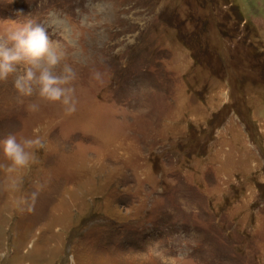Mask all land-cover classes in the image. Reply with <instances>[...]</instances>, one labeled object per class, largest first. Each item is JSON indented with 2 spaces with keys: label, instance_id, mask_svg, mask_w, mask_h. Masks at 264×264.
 Returning a JSON list of instances; mask_svg holds the SVG:
<instances>
[{
  "label": "rangeland",
  "instance_id": "obj_1",
  "mask_svg": "<svg viewBox=\"0 0 264 264\" xmlns=\"http://www.w3.org/2000/svg\"><path fill=\"white\" fill-rule=\"evenodd\" d=\"M29 19L75 110L0 81V138L44 141L0 156V264H264V0H0Z\"/></svg>",
  "mask_w": 264,
  "mask_h": 264
},
{
  "label": "clouds",
  "instance_id": "obj_2",
  "mask_svg": "<svg viewBox=\"0 0 264 264\" xmlns=\"http://www.w3.org/2000/svg\"><path fill=\"white\" fill-rule=\"evenodd\" d=\"M63 56L64 52L58 44H53L41 23L26 20L0 33V81L11 77L18 96L32 97L35 94L42 100L59 102L72 112L75 103L71 82L77 73L71 64H61ZM95 76L99 78V73ZM37 108L36 103L28 105L30 111ZM39 131L38 127L33 129V133ZM33 147H44L39 135L17 139L12 133L0 138V156L10 161L7 171L27 167L35 159V152L29 151Z\"/></svg>",
  "mask_w": 264,
  "mask_h": 264
}]
</instances>
